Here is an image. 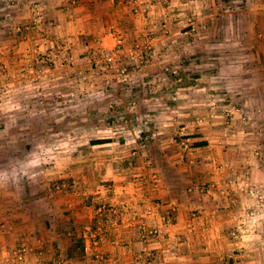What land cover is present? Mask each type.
<instances>
[{"label": "crops", "instance_id": "0c3cea01", "mask_svg": "<svg viewBox=\"0 0 264 264\" xmlns=\"http://www.w3.org/2000/svg\"><path fill=\"white\" fill-rule=\"evenodd\" d=\"M1 1L2 98L29 104L23 82L40 70L27 65L42 56L55 61L50 86L83 112L49 119L66 124L52 133L66 144L23 145L0 164L18 194H0V264H264V0ZM113 28L119 67L101 71ZM139 41L155 52L135 71Z\"/></svg>", "mask_w": 264, "mask_h": 264}, {"label": "rangeland", "instance_id": "374dc122", "mask_svg": "<svg viewBox=\"0 0 264 264\" xmlns=\"http://www.w3.org/2000/svg\"><path fill=\"white\" fill-rule=\"evenodd\" d=\"M4 2H2L0 0V4H3ZM4 10V9H3ZM38 11V10H36ZM6 13H8L7 11H4ZM186 12V11H185ZM0 13L1 10H0ZM183 15L182 17L180 16L179 18H175L176 20H180L183 19L185 20V27H187L188 29H190L191 31H194L195 29V33L197 32V27L193 28V22H195V20H198L196 17V15H192L193 17L189 16V15H185L184 11L182 12ZM187 14V13H186ZM188 14H192L188 13ZM6 15V14H4ZM0 20L3 18L2 15L0 14ZM38 15L36 14V17ZM142 41H139V44L142 45V43H140ZM151 49L149 51L146 50H142L141 52V60H142V64L140 63V59H139V64H138V68L139 69H135V71H140L142 69L145 68V62L149 61L151 56L149 52H155V48L151 45L150 46ZM40 53H37V56ZM42 56H38V58H36L35 61H31L28 63V65L32 66V68H34L35 70H40V72H37L36 74L33 73H26L25 76V80L23 83H27V88H25V91H23V94L21 93L20 96L21 97H25V94L28 96L26 99H24V101H27L29 104L24 105V103L22 104L21 102H23V98H20L19 100L15 99L12 101L11 98L13 96H9L7 95V97H3V94L5 89L2 88V84H0V164L3 163H15L18 161V157L20 155L16 154V151L18 149V147H23V145H27L28 143H30L29 147H33L32 149H34V152L37 151V148L40 150H44L45 147H51V143L53 142H57L59 140L60 144H66L65 139H58L55 137V135H53V129L55 127L57 128H63V126L65 127V123L64 122H51L49 119H55V117H58L59 115L61 116H65L66 114H68V112L71 114H77V113H81L83 112L82 110H79L77 108H74V110L72 111V107L70 108V106H73V102H70L73 100V98H69L67 99V94L65 92H63L62 90H60L59 88H54L53 86H50L49 80L51 79V75L49 76L47 74V72H52V69L50 68L48 71H45L42 69L37 68V65H41L43 66V64L45 65V67H48V65L51 64V62H48V60H44L43 62H39L41 60ZM38 62V63H37ZM47 63V65L45 64ZM12 64V63H11ZM94 64V63H92ZM14 65V64H12ZM27 65V66H28ZM96 66V65H95ZM118 63H117V68H118ZM96 68V67H95ZM100 69V68H99ZM54 70V69H53ZM101 71L103 69H100ZM108 71V70H107ZM42 73H45V75H42ZM120 73V72H119ZM171 74L173 76H175V81L176 82H181L182 79L180 76H177L176 72H173V70L171 71ZM38 75V77H37ZM39 78V79H38ZM43 78L44 80L40 82V79ZM13 81L16 80L15 77L12 78ZM39 80V81H38ZM21 81V78H20ZM83 81H85L83 79ZM39 82V83H38ZM22 83V82H21ZM38 83V84H37ZM155 85H158L157 87L159 88H163L166 83H169L168 79L166 76H160L159 79H156L154 81ZM150 85V83H149ZM46 86V87H44ZM41 87H43L44 89H41ZM4 89V90H3ZM161 90V89H160ZM78 94V92H77ZM37 96L40 97V100L42 101L40 106L37 105ZM82 94L80 93V95L75 96L74 95V99L76 97L81 98ZM113 96H111L112 98ZM15 98H17L15 96ZM34 99V100H33ZM108 99V98H106ZM21 101V102H20ZM31 101V103L29 102ZM34 101L36 103H34ZM52 101V104H50ZM133 102V101H132ZM115 111V116H117L119 118V116H123L126 115L124 113H126L125 111V106L120 107L117 104L115 105H111L108 106V111ZM72 111V112H71ZM38 115H41L40 120L38 119L37 121V117ZM45 115V116H43ZM59 118V117H58ZM40 120V121H39ZM146 120V119H144ZM203 120V119H202ZM199 121H201V119H198V123H200ZM81 123L77 124L80 125ZM148 124H150L148 122ZM187 123H185L186 126ZM82 125V124H81ZM184 125V124H183ZM50 128H52V130H50ZM64 129H61V131ZM27 132L30 131V134H25ZM186 129L184 127V130L181 129L180 133H181V145H186L188 144L187 141V137L184 138L183 136H186ZM62 137V136H61ZM64 137V136H63ZM4 143V144H3ZM143 145L146 144L142 143ZM142 144H140V146H142ZM7 145V146H5ZM4 146V147H3ZM145 147V146H144ZM134 152V151H133ZM38 153H36V157L41 156V154H39L37 156ZM135 154V152H134ZM18 155V156H17ZM59 156V154H57ZM56 155V156H57ZM33 155H25L22 158L24 160V158L30 159V157H32ZM48 159L50 160H56L55 158V154H51V152L49 151L47 153V155H45ZM51 156V157H50ZM55 157V158H54ZM26 159V160H27ZM47 159V160H48ZM49 163V162H48ZM45 164V163H44ZM54 163H49L46 165H42V167L45 168H49L52 167ZM39 167H41V164L39 165ZM38 167V168H39ZM5 171L2 172L0 170V176L1 178H3V175H8V170L12 171L11 169H4ZM14 172V171H13ZM13 175V174H12ZM10 177V176H7ZM5 177V178H7ZM14 178V176H13ZM60 184V181L57 182V184ZM15 185H10L9 182L5 181L2 184H0V194H4V193H11V194H15L18 195L16 192V187H14ZM50 188H53L50 186ZM2 214V212L0 213ZM148 229V228H145ZM148 233L145 232L144 235ZM150 235H146L143 238H146ZM154 236V235H151ZM16 252V251H15ZM148 258V256H146ZM13 260L17 263L21 260H18L15 258V253L13 256Z\"/></svg>", "mask_w": 264, "mask_h": 264}, {"label": "built area", "instance_id": "2783aa9c", "mask_svg": "<svg viewBox=\"0 0 264 264\" xmlns=\"http://www.w3.org/2000/svg\"><path fill=\"white\" fill-rule=\"evenodd\" d=\"M128 3H133L134 0H127ZM134 14H137L138 11L137 10H134L133 12ZM107 35L112 38V40L114 41L113 42V46L110 47L109 49L107 48H103V47H99L96 51H95V56H94V65L102 68L103 70L107 71V70H118L117 68V63L120 61V58H121V55H120V49L121 47H123L125 45V39L124 37L122 36V34L116 30V29H109L108 32H107ZM151 45L146 41L144 42L142 45H140L139 43H134L133 45H131L129 48H128V52L130 54V57H136L138 55V52L141 50H146V51H149L151 49L150 47ZM143 56V55H142ZM142 56L139 54V57H140V63L142 64ZM44 60H48V59H45V58H41V60L39 62H43ZM48 62H51L50 65H48L49 68H51L53 66V60H48ZM30 67V65H28ZM138 66V65H137ZM120 74H125V70L122 69L119 71ZM186 146V145H184ZM144 147V145L142 146ZM258 192L256 191H253V190H250V194L253 196V195H256L258 198H260L258 195H257ZM147 213L145 214L146 217H148L149 215H151V212L150 210L146 211ZM166 223L170 224L171 223V218L170 217H167L164 219ZM144 227V226H143ZM146 227V226H145ZM145 232H148L146 233L145 235L143 234L142 237H145L146 235H156L157 234V231L156 230H153V229H145L144 230V233ZM25 254V249H20V250H17L15 252V258L18 259V260H22L23 259V256Z\"/></svg>", "mask_w": 264, "mask_h": 264}, {"label": "trees", "instance_id": "16d2710c", "mask_svg": "<svg viewBox=\"0 0 264 264\" xmlns=\"http://www.w3.org/2000/svg\"><path fill=\"white\" fill-rule=\"evenodd\" d=\"M102 142H105L104 140H93L91 141L92 144H98V143H102ZM30 143H28L27 145H25L27 148L30 146L29 145Z\"/></svg>", "mask_w": 264, "mask_h": 264}]
</instances>
